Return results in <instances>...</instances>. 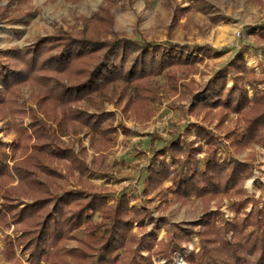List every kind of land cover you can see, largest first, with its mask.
<instances>
[{"label":"trees","instance_id":"trees-1","mask_svg":"<svg viewBox=\"0 0 264 264\" xmlns=\"http://www.w3.org/2000/svg\"><path fill=\"white\" fill-rule=\"evenodd\" d=\"M134 1L149 0H103L97 12L81 20V28L57 29L28 46L0 49V122L22 120L10 124L11 143L0 138L2 264H155L154 258L170 263L193 235L200 251L188 264H264V206L245 189L252 165L238 158L252 144L264 146V90L245 64L246 50L191 91V110L204 122L218 120V131L228 128L225 137L196 125V140L179 137L156 151L142 192L162 203L170 195L183 203L235 200L234 219H225L220 207L207 208L188 224L155 219L146 206L131 207L127 195L98 192L85 178L90 172L85 140L102 160L118 133L107 105L122 109L127 119L143 120L161 97L162 89L154 85L159 77L176 82L181 70L223 55L209 46L158 44L117 32L113 10ZM12 3L0 9V17L6 18ZM190 9L177 6L174 25ZM253 30L264 40V25ZM25 86L33 91V107L17 106ZM231 114L241 116V123L227 127ZM119 129L126 133V127ZM136 226L142 235L134 232ZM80 230L82 239L74 235ZM71 240L76 247H68Z\"/></svg>","mask_w":264,"mask_h":264},{"label":"rangeland","instance_id":"rangeland-1","mask_svg":"<svg viewBox=\"0 0 264 264\" xmlns=\"http://www.w3.org/2000/svg\"><path fill=\"white\" fill-rule=\"evenodd\" d=\"M11 1L0 0V9ZM102 2L103 0H13L6 18L0 17V49L28 46L40 37L53 34L57 29L81 28V20L97 12ZM177 6L191 9L174 25V11ZM19 15L22 20L15 23ZM113 15L115 30L133 39L158 44L171 42L192 47L209 46L215 51H222L223 55L205 59L192 70H181L176 76V82L167 76L159 77L154 85L162 89L161 97L149 105L143 120L134 116L127 119L122 109L113 104L107 105V112L115 114L114 127L118 133L114 138L113 148L102 160L96 158L89 141L85 140V146L90 151L86 158L90 172L85 178L98 192L113 198L127 195L131 200V207L146 206L155 219L164 217L171 223L188 224L199 221L207 208L214 211L219 207L225 219H234L237 215L230 210V205L235 200L192 198L183 203L170 195L168 203H162L160 200L146 199L142 192L146 168L151 164L156 151L167 148L179 137L189 142L196 140V125L209 128L218 137L224 138L226 135L228 128L217 130L218 120L204 122L191 110V91L208 84L244 50L247 51L244 54L245 64L253 69L255 79L261 81L260 88L264 90V40L259 34H254L253 30L264 25V0L134 1L118 4ZM227 81L228 86H232L231 76H228ZM32 93L29 86L23 87L17 106L26 104L27 107H33ZM249 94L252 97L251 91ZM241 118L238 115H229L227 127L241 123ZM21 121L17 117L0 122V138L11 143L14 135L7 132L10 124ZM23 122L28 124V119ZM122 126L126 127V133L119 129ZM201 157L203 156L199 158ZM238 158L252 165L253 175L245 182V189L251 198L259 201L260 207L264 206V146L252 144ZM170 186L171 183L165 184V187ZM133 197L138 200L134 201ZM251 208L252 205L247 211ZM152 227L147 226V232ZM134 232L139 235L143 233L137 226ZM74 235L81 239L85 237L83 230ZM158 235L161 240L165 235L164 230H160ZM199 243L198 236L193 235L191 241L184 245V252L174 256L170 263L155 258L154 263L188 264L187 258L192 253H199ZM76 246V240L69 242L68 247Z\"/></svg>","mask_w":264,"mask_h":264}]
</instances>
